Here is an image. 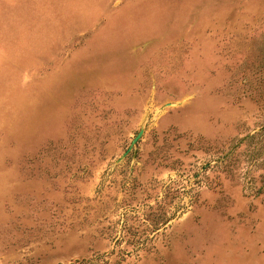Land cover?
<instances>
[{"label": "rangeland", "instance_id": "obj_1", "mask_svg": "<svg viewBox=\"0 0 264 264\" xmlns=\"http://www.w3.org/2000/svg\"><path fill=\"white\" fill-rule=\"evenodd\" d=\"M0 264H264V0H0Z\"/></svg>", "mask_w": 264, "mask_h": 264}, {"label": "water", "instance_id": "obj_2", "mask_svg": "<svg viewBox=\"0 0 264 264\" xmlns=\"http://www.w3.org/2000/svg\"><path fill=\"white\" fill-rule=\"evenodd\" d=\"M140 134H141V132L138 134V136L135 139H137L140 136Z\"/></svg>", "mask_w": 264, "mask_h": 264}]
</instances>
